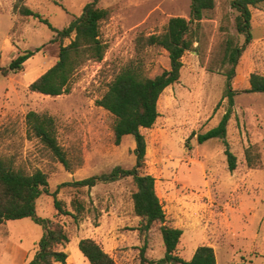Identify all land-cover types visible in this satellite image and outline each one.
Masks as SVG:
<instances>
[{"label":"rangeland","instance_id":"obj_1","mask_svg":"<svg viewBox=\"0 0 264 264\" xmlns=\"http://www.w3.org/2000/svg\"><path fill=\"white\" fill-rule=\"evenodd\" d=\"M91 0H24L61 30L78 16ZM232 0H214V8L194 27L196 52L182 58L180 77L166 88L157 102L158 118L151 129H142L146 142V174L155 180L166 225L182 231L175 254L188 261L196 248L213 249L216 264H264V101L260 94L246 92L251 73L264 76V2L251 9V42L245 47L230 80L236 91L226 141L236 158L229 172L220 139L202 144L196 135L217 126L228 108L224 58L226 42L241 46L244 37L236 32ZM17 0H0V66L25 51H35L20 72L0 75V155L13 161L25 173L40 170L47 175L48 190L88 177L108 173L119 166L134 165L132 136L114 144L113 117L96 105L115 75L132 60L142 63L143 75L153 78L169 69L167 54L160 48L143 45L140 39L164 31L172 17L188 18L190 0H99L97 7L108 9L100 24V40L106 50L101 62L89 61L79 68L58 97L33 94L28 86L52 67L60 46L68 39L52 41L54 34L38 20L21 17ZM52 117L57 142L71 159L66 171L39 141L28 135V112ZM193 134V136H191ZM249 152L253 165L246 161ZM131 179L99 183L87 190L61 187L56 199L77 220L58 215L53 197L36 201V214L60 222L69 242L62 249L66 264H88L78 250L82 239H92L115 264L156 261L164 248L158 226L146 238L138 235L139 219L134 215ZM76 204L84 211L78 214ZM42 230L29 219L8 221L0 226V264H9L4 246H17L36 253Z\"/></svg>","mask_w":264,"mask_h":264},{"label":"trees","instance_id":"obj_2","mask_svg":"<svg viewBox=\"0 0 264 264\" xmlns=\"http://www.w3.org/2000/svg\"><path fill=\"white\" fill-rule=\"evenodd\" d=\"M99 0L86 3L80 14L72 18L61 30L53 28L39 13L30 10L23 2L17 0L14 10L24 18H33L45 25L53 34L52 41L68 39L69 43L60 46L55 64L28 86L33 94L58 97L68 91V85L75 72L89 61L101 62L106 47L100 40V24L110 14L108 9L97 7ZM264 0H232L230 7L237 13L234 24L236 32L244 37L241 46L232 40L226 42L223 60H227L230 69L226 73V90L228 108L220 122L204 134L196 135V142L202 144L211 139H220L223 145L227 169L232 172L236 168V158L229 149L225 139L226 127L233 107V98L237 94L230 87V80L235 74V67L241 53L251 42V9L256 8ZM214 8V0H190L189 16L172 17L168 20L164 31L140 39L143 45L157 47L166 52L169 69L161 74L147 78L143 75L142 63L139 60L128 62L109 83L106 92L96 101V105L113 117L112 131L114 144L119 145L124 136H132L135 142L133 155L134 165L130 169L119 166L108 173L92 176L83 180L64 183L50 193L47 175L35 170L28 174L17 169L13 161L0 155V226L8 221L29 219L39 226L42 235L36 244V253L27 264H66L67 254L62 247L69 242L63 225L53 219L41 218L36 214V201L42 195L53 197V207L58 215L69 216L77 220L76 214L65 211L56 199L61 187L73 189H91L99 183H113L122 179H131L134 192L131 195L134 215L139 219L137 232L143 239L149 231L158 226L164 248L163 256L156 261H146L144 252L146 241L140 251L142 263L147 264H216L215 253L209 246H199L188 261L175 254L182 231L167 226L162 204L156 194L155 180L145 173L146 142L142 129H151L158 118L157 102L163 91L176 84L183 66L182 58L186 53L196 52L197 39L194 27L198 26L205 14ZM35 51H25L10 61L6 67L0 66V75L7 77L20 72L25 62ZM248 93L260 94L264 101V76L251 73L248 77ZM28 135L37 139L52 158L61 164L66 171L74 168L71 159L57 142L55 121L48 115L28 112L25 115ZM193 136V134L191 135ZM246 161L252 163L249 152ZM75 211L80 214L84 208L76 204ZM78 250L88 264H115L102 247L92 239H82L77 244Z\"/></svg>","mask_w":264,"mask_h":264},{"label":"crops","instance_id":"obj_3","mask_svg":"<svg viewBox=\"0 0 264 264\" xmlns=\"http://www.w3.org/2000/svg\"><path fill=\"white\" fill-rule=\"evenodd\" d=\"M4 250L6 251L5 254L8 255L9 264H27L33 258L28 250H23L17 246L8 247L6 245ZM66 262H68V256Z\"/></svg>","mask_w":264,"mask_h":264}]
</instances>
